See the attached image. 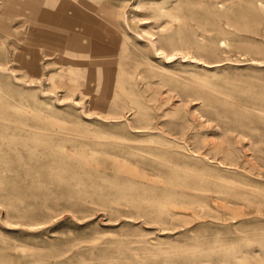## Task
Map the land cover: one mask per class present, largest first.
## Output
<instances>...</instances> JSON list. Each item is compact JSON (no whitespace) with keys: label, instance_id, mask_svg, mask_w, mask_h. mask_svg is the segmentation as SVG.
<instances>
[{"label":"rangeland","instance_id":"374dc122","mask_svg":"<svg viewBox=\"0 0 264 264\" xmlns=\"http://www.w3.org/2000/svg\"><path fill=\"white\" fill-rule=\"evenodd\" d=\"M138 4L88 3L122 31L88 24L93 102L0 9V264H264V0H189L160 41Z\"/></svg>","mask_w":264,"mask_h":264},{"label":"bare ground","instance_id":"6f19581e","mask_svg":"<svg viewBox=\"0 0 264 264\" xmlns=\"http://www.w3.org/2000/svg\"><path fill=\"white\" fill-rule=\"evenodd\" d=\"M90 1L92 0H0V9L10 7L16 15L22 13L21 6L28 9V12L23 13L26 16L25 22L29 25L26 32L33 34L34 27L39 26L47 64H51L54 57L67 66L66 71L60 66V70L49 72L46 76L53 84L64 87L65 94L74 101H77V97L86 98L89 102H93L96 97L99 99L101 91L108 89L109 85L106 84L111 81L107 75L111 69H107L108 58H105L106 50L111 48L105 46L103 37L90 29L88 24L112 32L118 29L119 23L111 8L100 15L93 8H89ZM188 1L138 0V5L146 6L149 9L148 18H153L159 25L160 41L161 37L171 32L174 21L181 17V14H173L172 10L188 4ZM117 31L118 34L122 33L120 29ZM167 42L171 47L180 43L179 39H170ZM71 80L76 84L67 85ZM9 120L10 116L7 115L3 122L8 124Z\"/></svg>","mask_w":264,"mask_h":264}]
</instances>
